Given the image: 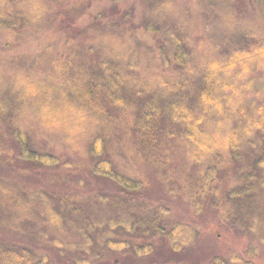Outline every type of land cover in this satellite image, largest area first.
<instances>
[{"label":"trees","instance_id":"trees-1","mask_svg":"<svg viewBox=\"0 0 264 264\" xmlns=\"http://www.w3.org/2000/svg\"><path fill=\"white\" fill-rule=\"evenodd\" d=\"M0 36V161L40 174L0 178V264H176L155 243L177 256L200 231L161 197L264 245V0H0ZM69 167L110 191L50 173Z\"/></svg>","mask_w":264,"mask_h":264},{"label":"rangeland","instance_id":"rangeland-1","mask_svg":"<svg viewBox=\"0 0 264 264\" xmlns=\"http://www.w3.org/2000/svg\"><path fill=\"white\" fill-rule=\"evenodd\" d=\"M179 1L185 3L189 0ZM127 2L131 7L134 8H141L143 5V0H127ZM63 25L67 27V24ZM36 131L39 133L34 134L33 132L32 136L34 138L35 144L38 147L43 148V150L47 149L48 151L54 152L63 160L72 155L69 146L64 140H61L59 132L44 129H39ZM112 159L116 163L120 162L117 156L113 155ZM54 171H50V173L59 174L61 178H64V174L67 176L75 175L81 177L85 182V185H87L91 190H101L104 188L105 190L110 191L111 188L110 181L89 174L87 171L79 168H60L57 169V172ZM59 171L62 172L63 176ZM39 176L40 174L35 176L34 170L28 169L26 172L15 165L0 161V178H9V180L18 182L20 184H29L36 181L34 179ZM40 178L42 179V177ZM58 185L68 191H71L74 188L72 185L69 186L68 184L64 183V181L59 182ZM151 193L153 194V192ZM161 198L164 200V202L170 205L173 212L178 214L183 221L187 223H193L195 226H198L200 236L198 241L191 248L177 256L172 255V253L168 251V243L165 240L162 243H155L153 250H155L154 255L158 260H168L170 263L176 264L184 262H187L188 264H205L211 261V256L214 254L228 255L232 251L241 252L249 246H255L259 248V253L254 259L255 264H264V245L258 242L254 236L242 230L239 232L235 230L224 231L221 227H219L217 213L213 209L203 208L197 215L193 213L190 204L185 201L167 200L165 197ZM1 233L4 238V232ZM5 237L7 238V236ZM124 257H126L124 258V261L126 260V263L130 264L131 261L135 260L134 257L136 256L132 254L131 251H129ZM50 264L69 263L66 261V259L53 255L50 258ZM95 264L104 263L103 261H99Z\"/></svg>","mask_w":264,"mask_h":264}]
</instances>
